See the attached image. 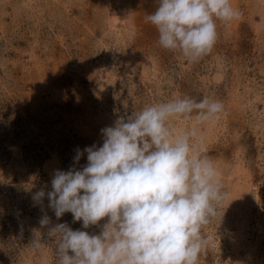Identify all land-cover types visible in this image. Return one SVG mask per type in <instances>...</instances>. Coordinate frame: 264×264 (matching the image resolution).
Here are the masks:
<instances>
[{"label": "rangeland", "instance_id": "374dc122", "mask_svg": "<svg viewBox=\"0 0 264 264\" xmlns=\"http://www.w3.org/2000/svg\"><path fill=\"white\" fill-rule=\"evenodd\" d=\"M158 4L0 0V264H57L45 215L48 227L100 235L108 218L85 229L71 212L56 217L47 197L55 173L82 171L84 150L101 147V130L119 118L186 97L223 104L199 126V154L227 195L202 227L197 264H264V0H231L239 18L217 20L214 47L195 62L159 45L145 21ZM168 126L178 133L193 121Z\"/></svg>", "mask_w": 264, "mask_h": 264}, {"label": "clouds", "instance_id": "9594fccd", "mask_svg": "<svg viewBox=\"0 0 264 264\" xmlns=\"http://www.w3.org/2000/svg\"><path fill=\"white\" fill-rule=\"evenodd\" d=\"M239 16L231 0H159L145 21L157 29L161 47L195 62L214 47L216 21ZM222 112L218 100L186 97L146 106L102 129L103 145L84 150L87 166L57 171L47 197L58 219L71 212L85 229L107 223L100 235H89L67 224L48 227L45 215L41 226L59 239L57 264H197L208 244L202 227L227 195L212 160L199 154V126ZM175 117L193 126L174 133L168 121ZM81 155L78 150L77 161ZM44 197L41 190L33 199Z\"/></svg>", "mask_w": 264, "mask_h": 264}]
</instances>
